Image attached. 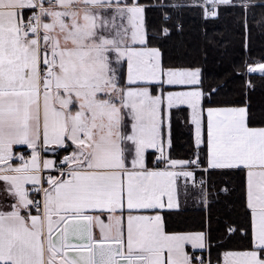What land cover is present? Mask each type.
Returning <instances> with one entry per match:
<instances>
[{
  "label": "snow or ice",
  "instance_id": "6c2138e0",
  "mask_svg": "<svg viewBox=\"0 0 264 264\" xmlns=\"http://www.w3.org/2000/svg\"><path fill=\"white\" fill-rule=\"evenodd\" d=\"M257 8L0 0V264H264ZM189 13L206 43L232 18L230 70L192 58Z\"/></svg>",
  "mask_w": 264,
  "mask_h": 264
},
{
  "label": "trees",
  "instance_id": "16d2710c",
  "mask_svg": "<svg viewBox=\"0 0 264 264\" xmlns=\"http://www.w3.org/2000/svg\"><path fill=\"white\" fill-rule=\"evenodd\" d=\"M264 9L257 8L256 17H260ZM212 42H205L201 32V24L193 14L185 16L184 39L192 49V58L200 62H206L210 74H220L224 70H230L232 64L241 60L240 38L235 35L232 18L225 16L222 20L208 26ZM253 53L258 54L264 50V30L253 25L252 32ZM257 88L252 93V104L255 110L264 108V86L260 80H256ZM235 96L217 97L216 102L222 103L225 99H236ZM187 135H180L177 139V152L184 150Z\"/></svg>",
  "mask_w": 264,
  "mask_h": 264
}]
</instances>
